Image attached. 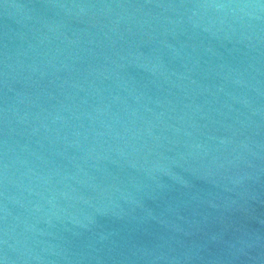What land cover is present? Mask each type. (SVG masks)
Returning <instances> with one entry per match:
<instances>
[{
  "label": "water",
  "instance_id": "1",
  "mask_svg": "<svg viewBox=\"0 0 264 264\" xmlns=\"http://www.w3.org/2000/svg\"><path fill=\"white\" fill-rule=\"evenodd\" d=\"M0 264H264V0H0Z\"/></svg>",
  "mask_w": 264,
  "mask_h": 264
}]
</instances>
